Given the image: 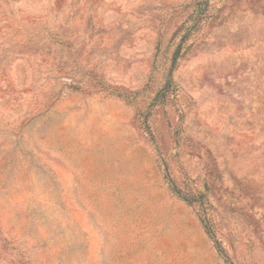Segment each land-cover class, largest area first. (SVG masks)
I'll return each instance as SVG.
<instances>
[{"label": "rangeland", "instance_id": "1", "mask_svg": "<svg viewBox=\"0 0 264 264\" xmlns=\"http://www.w3.org/2000/svg\"><path fill=\"white\" fill-rule=\"evenodd\" d=\"M0 264H264V0H0Z\"/></svg>", "mask_w": 264, "mask_h": 264}]
</instances>
